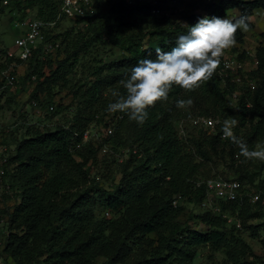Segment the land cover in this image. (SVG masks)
<instances>
[{
  "label": "trees",
  "instance_id": "16d2710c",
  "mask_svg": "<svg viewBox=\"0 0 264 264\" xmlns=\"http://www.w3.org/2000/svg\"><path fill=\"white\" fill-rule=\"evenodd\" d=\"M3 1L0 0V21L8 11L12 13L14 25L31 18L54 22L45 30L46 41L56 45L50 51H57L60 58L51 57L52 52H45L41 44L27 60L30 62L25 77L28 82L35 76L43 77L44 66L50 69V74L36 85L30 99L36 98L39 89L46 84L49 98L46 104L40 101L39 106L46 108L49 118L61 113L63 108L53 100L54 86H69L74 89L73 96L83 101L69 126L35 127L32 132L29 127V135L17 142L16 153L9 155L3 164V181L11 190V193L4 192L0 207L8 224L1 233L4 261L8 264H94L96 256L104 255L109 264H195L197 253L208 249L207 262L203 264H264L263 258L242 237L237 225L229 226L228 222V215L239 212V218L246 225L248 207L253 202L243 182L254 186L259 194L254 202L258 212L251 217L264 219V178L256 185L252 184V178L247 181H243L245 177L235 178L241 183L242 193L235 200L218 197L207 186L209 179H216L208 175L207 166L220 158L219 148L225 152L229 147L235 162L233 149L236 144L222 137V119L231 112L225 107L228 103L225 97L234 95L238 82L228 78L231 84L221 94V110L200 115L220 120L217 133L209 134L198 126L200 133L189 140L192 146L181 142L175 126L176 119L183 114L177 101L189 96L178 98L180 90L174 86L167 100L158 101L148 109V119L142 125L130 120L127 113L107 111V105L114 102L112 91L125 92L121 81L130 74L131 68L140 59H154L156 47L171 50L182 24L165 25L170 18L153 14L154 5L148 0L134 3L97 0L93 14L75 19L58 18L61 0H11L8 4ZM189 4L191 7L199 5ZM202 4L209 17L222 18L236 8H240L241 15L250 17L256 8L264 7L263 0ZM104 7L107 10H103ZM155 8L164 9V0H158ZM182 18L189 26L199 19L198 15ZM65 20L72 21L71 26L57 32ZM249 27H253L251 22ZM147 37L148 45L145 46ZM236 41L243 42L241 30L236 33ZM104 43L129 53L110 61L94 59L97 64L89 72L95 77L94 82L88 86L87 80L80 79L73 84L78 62ZM44 56L47 59L42 60ZM239 56L248 55L240 51ZM257 59L258 68L250 72L255 87L243 79L240 82L242 93L235 99L242 121L247 120L249 112L256 122V133L264 139V49L259 50ZM13 62L19 65L24 61L14 59L3 49L0 53V112L2 106L12 105L18 97L19 78L14 88H2L6 82L3 72ZM18 65L12 70L15 74ZM217 79L219 84L220 79ZM199 92L207 97L217 95L207 87ZM93 123L99 126V135L94 138L91 135L83 143L84 134ZM6 125L0 121V132ZM109 127L113 129L111 134H107ZM104 145L110 154L103 152ZM121 147L128 150V158L118 164L120 179L111 189L105 188L101 184L102 177L93 174L92 167L98 163L99 151L107 158ZM261 168L264 170V163ZM209 199L216 205L210 209H219L218 213L208 210L196 217L210 229L197 230L180 220L185 211L183 201L200 204ZM11 200L13 203L9 202ZM112 213L114 215L109 218ZM262 227L264 222L250 229L255 231ZM220 252L225 255L222 260L217 257Z\"/></svg>",
  "mask_w": 264,
  "mask_h": 264
},
{
  "label": "rangeland",
  "instance_id": "374dc122",
  "mask_svg": "<svg viewBox=\"0 0 264 264\" xmlns=\"http://www.w3.org/2000/svg\"><path fill=\"white\" fill-rule=\"evenodd\" d=\"M164 3V15L170 18L165 21L164 24H182L181 29L178 31V36L184 34L185 31H188L189 24L188 22L185 23L182 17L198 15L199 18H202L204 16H208L206 6L203 4L191 7L192 5L189 4L186 0H164ZM103 10H107V7H104ZM11 14L12 13L6 11L2 15L0 21V53L1 51H3V49H7V54H9L8 52L13 51L15 47V39L21 34L20 28L15 27V25L12 24ZM13 14L16 15L17 12H14ZM261 15L264 16V13H261ZM238 16L239 10H234L229 11L228 16L226 18L234 19ZM71 24L72 21L65 20L62 23V26L57 29V32L66 29L67 27L71 26ZM256 25L257 28L255 26V30L252 29L244 33L245 37L242 43L237 42L234 47L226 50L224 55H233L235 52L244 49H249L253 53L258 54L259 50L261 51L262 49H264V36H260L261 34H264V17L262 19L256 20ZM144 43L145 46L148 45V37L145 39ZM45 52H52L51 57H55V59L60 58V55L57 56V51L46 50ZM128 53L129 52L125 53L123 50L118 49V47L110 45L109 43L99 44L96 49L90 51V53L86 55V57H82L81 61L78 62V69L74 76V82L72 83L75 84L76 81L80 79H85L87 80L89 86L94 82L95 77L89 75V72L93 70V68H95V64H97V61L94 59H106L110 61L111 59L121 57L122 55H126ZM44 58L47 59V56L42 57V60H45ZM53 63L55 66V61H53ZM98 63H101V61H99ZM29 64V61H25L20 63L18 65L19 67L16 68V72L19 78L18 97L15 103H13L12 105L6 103L5 106H2L3 110L0 112V121L7 124L6 127L0 132V141L2 139L0 147H2L1 150H4V152H6V154L8 155H13L16 153V144L25 136L29 135V133H27L29 127L31 128L32 132L35 130V127H39L41 129H52L56 126L61 125L69 126L73 122L78 107L82 106L83 104L81 98L73 96L72 91L74 89L69 88V86L62 88L56 85L53 89V100L56 105L61 104L63 106L62 112L54 117H47L46 108L42 107V105L39 106V102L43 101L45 104L47 103L49 98V95L47 93L48 86L44 84L41 89H39L36 98L30 99V95L35 90L38 82H42L44 80V77L50 74V69L47 67V65L44 66L42 71L45 75L43 77L35 76L33 77L34 79H32V81L28 82L25 77L29 70ZM217 77L220 79L219 84L216 82L218 80ZM234 78L235 77L232 76L230 78V81L235 80ZM230 81L228 79V76L224 75V71L220 68H217L212 78L204 82L199 88L196 89L195 92H187L179 86H174L176 89L178 88L180 90L178 98H181V95H187L193 101L190 107L182 108L183 114L180 116V118H177L175 121V126L179 132L180 140L183 144H189L190 146H192L189 140L200 133L198 126L195 124L196 120L198 119V116H200L201 114H215V112L221 110L219 104L220 98L222 97L221 94L224 93V90H226L227 87H230ZM206 87L207 90L217 92V95H212L209 97L202 95L199 90L206 89ZM253 87L255 86L252 84V88ZM234 89L235 92L240 95L243 90L242 84L238 83L237 86H234ZM225 98L228 102L225 107L226 109H230L231 112H228V115L225 116V118H223L222 120L224 122L231 120H235L237 122L236 125L232 128V131L234 135L242 139L247 144L249 150H259L260 148L264 147V139L261 137L260 134L256 133V122L252 118L251 114L248 112L247 120L243 122L241 119L242 117L239 114L240 112L237 106L238 100L236 101L235 99L236 96L226 95ZM173 102L175 103L176 100H173ZM249 107H251V105H249ZM98 129V125L96 126V124L94 123L91 124L89 129L87 130V136L84 137L85 139L83 143H86V141L89 140L88 137L91 134L96 133ZM205 130L209 132L208 129ZM101 132L102 131H100V133ZM94 137L95 135H93V138ZM189 148L192 149L191 147ZM222 150V148H219L220 158H216L215 161H210L208 163L207 168L209 170V174L206 173L205 176H207L208 174L210 177L213 178H238L239 180L240 178L245 177L243 181H247L248 178H252L254 181L253 183L251 181L250 182L254 185H256L260 181V179L264 178V170L261 168L264 161H260L258 159H246L243 155L240 154V148L236 145L233 149L235 153V162H233V159L231 157L232 152L230 151V148H226L225 152H223ZM103 152L106 153V151L104 150ZM103 152L99 151L98 163L94 167H92V173L99 174L102 177V186L111 189V185L113 183H117L120 179L121 172L120 168L118 167V164L119 162H122L128 158V150L123 147L118 148V150L114 153L112 157L107 158L106 154H110V151L106 154H104ZM191 152L194 155L195 151L192 150ZM195 158L197 160H201L198 156H196ZM243 184L246 187V193L251 197V200L253 202L248 207V219L246 225H243L242 219L238 216L239 212L233 214L232 216L228 215L227 213V215L229 216V226L237 225V227L240 229L242 237L251 245L253 251L259 256H261L264 260V227L255 231L253 229H250V226H256L261 222H264V219H261L259 217H251L252 214L258 212V206L254 203V199L255 196L259 194L258 192H256V188L254 186L246 184L245 182H243ZM4 192L11 193V190L9 189L8 191H2V196L3 194H6ZM12 201L13 200L9 202ZM214 203L215 202L213 201V199H209L208 201L200 204L183 201L182 204L185 206V211L182 213L180 220L182 222H188L189 224L193 225L194 228L197 230L207 231L208 229H210V226L197 219L196 215L202 214L203 212H206L208 210H214L210 209V207L212 208V206H216ZM218 210L219 209L214 210V213L217 214ZM112 215H114V213L110 214L109 218H111ZM105 216L108 217L107 214ZM6 225H8L7 220L5 221V226ZM244 226L246 228H243ZM5 234L7 235V231L5 232ZM151 237L155 238L156 236L155 234H151ZM208 255V249L200 250L194 260L195 264L206 263ZM217 257L222 260L224 259L225 255L220 252L217 254ZM94 264L109 263L107 261L106 256L99 255L96 256Z\"/></svg>",
  "mask_w": 264,
  "mask_h": 264
},
{
  "label": "clouds",
  "instance_id": "9594fccd",
  "mask_svg": "<svg viewBox=\"0 0 264 264\" xmlns=\"http://www.w3.org/2000/svg\"><path fill=\"white\" fill-rule=\"evenodd\" d=\"M234 10H239V16L234 19L226 18L228 15L223 18L217 16L199 18L195 24L188 26L186 34L178 36L171 50L164 51L156 47L154 59H140L131 68L126 79L121 81L125 92L122 94L119 90L112 91L114 102L107 105V111L127 113L130 120L142 125L148 119V109L158 101L167 100L173 86H179L189 92L196 90L212 78L219 65L221 68L222 59L233 56L241 58L240 51H246L248 56L244 58L250 61V69L243 78L255 86L250 72L258 68L257 54L249 49L240 50L234 55L224 54L238 42L236 41L238 30L242 31L244 41V33L255 30V26L257 28L256 20L264 17L261 15L264 13V7L256 8L250 17L241 15L240 8L230 11ZM250 22L253 27H249ZM192 103L190 98L181 99L177 101V107H190ZM236 123L235 120L224 122V137L236 144L240 148V154L246 159L264 161V147L259 150H249L247 144L234 135L232 128Z\"/></svg>",
  "mask_w": 264,
  "mask_h": 264
},
{
  "label": "built area",
  "instance_id": "2783aa9c",
  "mask_svg": "<svg viewBox=\"0 0 264 264\" xmlns=\"http://www.w3.org/2000/svg\"><path fill=\"white\" fill-rule=\"evenodd\" d=\"M11 0H4V4H8ZM97 0H61L60 2V12L58 15V18H61L62 16L68 18V19H75L79 17H86L95 12V4ZM137 1H143V0H128L129 3H134ZM146 1V0H145ZM153 5L154 8L152 10L153 14H164V9L155 8L158 4V0H148ZM189 2H195L201 5V3H219L221 0H186ZM54 22L48 23L43 20L37 19V18H31V19H25L22 21H17L15 23V27H19L21 30V34L15 39V47L14 50L11 52H8L10 56H12L14 59H19L22 61H27L29 58L33 56V53L35 50L41 45L44 44V48L46 50H53L56 45H53L51 42L46 41V28L49 25H53ZM250 61L246 58H239L238 56L233 57H225L221 60V70L224 71V75L228 76V78H231L232 76L235 77L234 81L240 83L243 81V77L247 75V72L249 71ZM256 64L258 61L255 62ZM18 63L13 62L9 68L4 70L3 74L5 76V85L2 86V88L10 86V88H14L17 80L18 75L13 73V67L17 66ZM252 84V82H251ZM237 92L234 93V96L237 97ZM53 109V106L50 107ZM220 123L219 119H215L213 117L208 116H198V119L196 120L195 124L199 127H203L204 129H208L210 134H216L217 133V125ZM113 129L111 127L108 128L107 134H111ZM88 131L85 132L84 137L87 136ZM90 134V133H89ZM98 136V131L94 134H91ZM91 135L88 137L90 138ZM222 137H224V133L222 134ZM85 139V138H84ZM78 147L81 146V144L77 145ZM2 147H0L1 150ZM6 150V148H5ZM104 151H108V148L106 145L103 147ZM8 154L4 152V150H1L0 152V207L2 205V191H8L10 189V185L5 184L3 182V175L5 174V169L3 167L4 162L8 159ZM3 157V158H2ZM207 186L211 190V192H214L218 197H223L226 200H235L239 197V195H242L240 192L241 183L239 180L234 178L224 179V178H216V179H209L207 181ZM259 196H255L256 200ZM7 220L6 214H3L0 211V264H7L4 262V259L1 255V250L4 248L3 239H2V231L5 225V221Z\"/></svg>",
  "mask_w": 264,
  "mask_h": 264
}]
</instances>
